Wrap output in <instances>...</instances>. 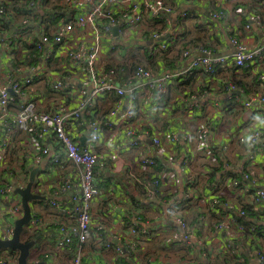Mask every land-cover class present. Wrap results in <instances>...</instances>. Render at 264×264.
I'll return each instance as SVG.
<instances>
[{"label": "built area", "instance_id": "obj_1", "mask_svg": "<svg viewBox=\"0 0 264 264\" xmlns=\"http://www.w3.org/2000/svg\"><path fill=\"white\" fill-rule=\"evenodd\" d=\"M225 1L228 7L220 5L218 9L211 10L209 16L215 21L218 20L227 34L232 48L229 54H222L217 49L204 45H199L195 49L187 48L182 53V66L177 72L155 70L140 63L131 77L126 80H119L117 67L108 65L113 59L124 56L121 46L129 49L141 46L142 50L147 47L155 52L173 46L176 42L180 25L174 30L166 28L154 32L148 40H137L145 26L152 25L146 24L148 17L166 19L171 23L172 6L169 0H72L76 8L75 14L68 21L61 20L55 24L52 30L47 24H40L36 28L33 24H29L28 20L22 24H15L11 31L0 29V50L9 60L24 61L31 59V56L34 58L38 56V60L45 62L44 66L20 67L19 70L25 74L21 78H17L9 67L6 71V82L0 84V126L5 127L3 133L5 137L0 141V161L1 153L6 154L14 141L15 134L25 132L33 142L30 144L31 148L28 142L22 146L16 144V147L22 148L21 163L24 157L32 163H38L43 157L50 155L51 161L57 166H63L68 162L77 166V172L72 176L63 177L55 190V194L70 192V204L61 205L53 197L48 201L57 207L60 216L57 222L56 248L63 249L78 242V252L71 259L70 264H89L84 259V245L95 231L102 232L105 228L103 225L94 224L93 220V204L101 192L95 176L99 168L105 167L104 156L97 148L102 139V129L104 126H120L127 137L125 146L130 149L139 146L140 141L137 140V136L140 135L141 125L135 121V115L142 103L141 88L146 90L148 98L152 97L156 105H159L167 96L171 79L194 70H201L203 74H208L207 79H213L218 69L227 65L239 68L254 66L258 79L264 86V20L261 13H258L264 8V0ZM34 4V1L30 2V5ZM6 12L5 6L0 2V18L5 16ZM181 15H186V12ZM243 18L246 20L243 21ZM254 29H258L262 36L258 42L250 44L246 40V34ZM166 33L169 34V40L160 41L159 39L166 36ZM31 46L35 50L34 54L30 51ZM187 59H191L189 63L186 62ZM55 60H58L57 67L60 71L57 74L47 66L49 63L55 65ZM43 76L50 83V92H60L64 96L55 108L41 107L40 98L34 94L35 82L37 79L41 81L40 77ZM221 83L229 102L233 98L235 102L248 108L250 113L261 112L264 118V89L262 92L247 95L244 86L235 80L229 79ZM108 93L119 96L118 104L103 122L95 117L89 119L90 135L88 140L82 143L77 139V134L80 133L78 123L83 122L85 112L90 114L92 105L99 97ZM209 93L210 91L206 89L203 95ZM126 94L129 95V100L125 109L117 121L113 122V117L123 104L122 97ZM195 97L196 94L182 97L186 103L183 108L186 114H195L196 109L197 111L202 109V104L195 103ZM225 105L224 109L229 108L228 104ZM74 124H76L75 129H73ZM210 133V126L205 120L194 138L209 157L213 158L211 160H214L216 154L211 144ZM144 134L152 138L156 147L164 146L163 135L152 134L149 131H145ZM181 134L184 140L193 139V135ZM166 135L167 144L177 141L179 137L171 130ZM49 136L54 137L60 152L46 142ZM236 138L240 143L253 149L251 158L256 154L255 151H264L263 126L251 129L249 134L242 132ZM222 149L226 150L227 145H223ZM136 160V164L141 167L158 166L155 152L139 153ZM183 163L188 165V157L183 158ZM6 170L10 174H17L15 181L7 179ZM20 172L21 167L10 169L8 166L0 165V238L2 239L13 237L15 220L23 214L21 196L15 193L17 181L21 186L25 184L24 180H21ZM172 176L169 171L162 172L159 178L148 176L147 186L153 185L149 188L150 195L155 196L158 186L168 182L173 178ZM245 176L248 177L249 174L246 172ZM234 184L239 185V181H234ZM192 193L193 191L186 192L185 197L189 198ZM253 198L254 204L264 213V188L254 189ZM180 201L177 200V204ZM209 206L211 210L219 212L215 228L233 231L235 233L233 236L244 234L248 243L253 246L250 249V254L253 255L251 258L258 264H264V247L259 242L257 227L238 220L235 214L220 212L215 197ZM230 209L234 210V205L230 204ZM34 213L33 215L32 210V219L25 228L30 233L46 227L44 219L36 215L35 211ZM237 214L247 218L249 212L240 206ZM174 220L181 228L179 237L182 244L190 245L193 227L179 212L174 215ZM140 228L138 221H133L129 224L132 237L123 239L120 237L119 243L107 242L105 246L114 247L119 256L136 255L139 234L149 233L147 228ZM233 239H228L220 248L223 251L229 250L233 245ZM196 244L203 248V255L212 256L211 248L207 246L205 248L202 240ZM239 260L240 264H244L242 257ZM0 264H18V259L8 254L6 250H0Z\"/></svg>", "mask_w": 264, "mask_h": 264}, {"label": "crops", "instance_id": "obj_2", "mask_svg": "<svg viewBox=\"0 0 264 264\" xmlns=\"http://www.w3.org/2000/svg\"><path fill=\"white\" fill-rule=\"evenodd\" d=\"M9 1L0 0L6 4H9ZM38 1L34 0V5L38 6ZM55 1L58 0H50L51 3ZM169 1L172 6L171 23L166 19L160 22L155 18L153 22L146 23L152 25L145 26L146 28L143 29L137 40H148L154 32L166 30V28L174 30L180 25L176 42L173 46L170 45L164 50L158 49L155 52L147 47L142 50L141 46L132 49L121 46L124 56L113 59L108 65L117 67L118 74L122 79H128L138 64L136 63L132 70L129 66L123 68L120 64H129L131 61L137 62L138 60L144 62L145 66L149 68H155V70L165 69L177 72L181 67H176L179 63L182 65V53L178 46L183 40V34L188 41L196 39L213 49H217L222 54L231 52L230 40L221 23L213 19L210 20V24H204V21H200L202 15L210 19L209 13L213 10L212 0ZM60 2L66 7L58 12L46 13L41 20L38 16L25 17L14 12L10 21L14 24H22L28 20L29 24H33L36 28L40 24H47L52 30L55 24L61 20L71 19L76 12L72 0H60ZM216 2L218 5L228 7L225 0H216ZM183 12L189 13L191 16L187 18L185 15H181ZM258 13H261L264 20V8ZM197 30H201V33L197 34ZM261 36V32L254 29L246 34V40L250 44H255L261 39ZM159 40L162 42L169 40V34L166 33V36ZM162 51L165 53L161 57ZM190 60L187 59L186 62L189 63ZM26 61H19L18 63L17 59L9 60L0 50V84L6 82V71L9 67L17 78H21L25 74L19 70L20 67L44 66L45 64L44 61L33 60L31 61L33 64L26 65ZM57 63L58 60H55V65L51 63L52 66L48 67L55 74L60 72ZM203 75L202 72L191 71L182 78L179 76L171 79L167 96L159 105H156L152 97L148 98L144 88L140 89L142 103L135 115V121L141 125L140 135L137 136V140L140 141L137 148L130 149L125 146L127 137L122 127H103L102 139L97 148L104 156L105 167L99 168L95 176L101 192L93 204V220L94 224L103 225L105 228L102 232L95 231L84 246V259L89 264H224L222 258L215 254L222 252L221 245L231 238H234L233 244L238 248L239 254H242L240 253L242 249L244 252H248V254H242V259L246 264H258L251 258L253 255L250 254V249L253 246L248 243L244 234L240 233L233 236L235 234L233 231L215 228L219 212L211 210L209 206L215 197L218 200L220 212L234 214L237 213L240 206H248V210L255 213L252 215L254 223L263 218L264 213L254 204L253 190L264 188V151H255L256 154L251 158L250 154L253 149L240 143L236 137L242 132L249 134L251 129L255 127H264V118L261 112L250 113L248 108L238 102L233 103L231 99L233 108L224 109L225 104L229 105L230 102L224 87L222 88L221 81L225 82L231 79L238 83L241 82L240 84L244 86L247 95L254 93L255 91L252 89L255 87L252 85L247 68L243 72H234L231 67L224 66L218 70L217 76L213 79H207ZM40 78L41 81L37 79L35 82L34 94L40 98L41 107L55 108L64 99V96L59 93H49L50 83L46 77ZM203 82H205L204 87ZM206 89L210 93L203 95ZM192 94H196L195 103L202 104L203 107L198 111L196 109L195 114H186L183 110L186 103L182 97H190ZM112 95H115L116 100L112 98ZM119 99L115 93H108L99 97L92 105L90 114L85 112L82 118L83 122L78 123L80 133L77 134V139L82 143L86 142L90 135L89 119L95 117L103 122L104 118L118 104ZM122 99L123 104L120 111L113 117V122H116L117 118L121 116L129 100V95H124ZM205 120L211 130V144L216 154L214 160H211L213 158L209 157L198 140L194 138V134L196 131L198 133L200 125ZM75 128L76 124L73 125V129ZM170 130L177 133L179 137L177 141L167 144L165 141L166 133ZM145 131L163 135L164 146L156 147L152 138L144 134ZM179 131L190 136L193 135V139L184 140ZM4 132L5 127L1 125L0 141L5 137ZM27 142L31 148L30 144L33 140L28 134L17 132L6 154L1 153L0 165L8 166L10 169L21 167L22 148L16 147V144L22 146V144L26 145ZM46 142L60 152L53 136H49ZM225 144L227 145L226 150L222 149ZM144 151L155 152L162 166H168L169 170L166 169V171L173 174V178L158 186L155 196L150 195L149 188L153 185L147 186L146 179L150 174H157L154 172L156 167H141L136 164L139 153ZM184 157H188V165H184ZM29 162L31 163L30 167L40 168L37 175L38 187L44 193L42 195L46 197L43 199L45 200L43 203L32 205L33 212L38 214L40 211L38 215L44 219L46 225L45 229L38 230L45 233H42L45 237L38 246L45 247L44 249L48 248L47 254L50 259L49 262L46 261L48 264H70L71 261L66 263L65 258L59 255V251L55 247V240L58 235L57 222L60 220V216L57 207L47 201L53 197L61 205L70 204V192L55 194V190L63 177L72 176L77 172V166L72 162L57 166L51 161L50 155L43 157L41 163L38 162L39 164L37 162L32 163L30 160ZM216 168L218 170L209 177V180L208 175L214 172ZM246 172L249 174L248 177L245 176ZM5 174H7V179L15 181L17 174H10L7 170ZM189 178H194L200 188L196 193L197 196L192 193V197L190 196L192 200L185 198V193L188 192L185 191L186 179ZM236 180L242 182L241 187L234 184ZM16 183L15 190L17 187H21L19 181ZM177 200L181 201L177 204ZM230 204L234 205V210L230 209ZM176 212L185 217L193 227L190 245H184L180 240L181 228L174 220ZM133 221H138L140 229L147 228L149 233L141 232L139 234L136 255L119 257L115 248L106 247L105 243L117 244L121 241L120 237L121 239L132 237L129 224H132ZM27 235L24 233L22 239L27 240ZM199 240L204 242L205 248H211L212 256L203 255V248L196 244ZM259 242L264 247L262 234H259ZM75 246L77 253L78 245ZM246 249L249 250L246 251ZM30 261L39 260L30 259Z\"/></svg>", "mask_w": 264, "mask_h": 264}, {"label": "trees", "instance_id": "obj_3", "mask_svg": "<svg viewBox=\"0 0 264 264\" xmlns=\"http://www.w3.org/2000/svg\"><path fill=\"white\" fill-rule=\"evenodd\" d=\"M32 1H34V0H10L9 2V4H6L5 2H3L2 4L5 6V8H6V10H7V14L5 15V16H2L1 18H0V29H2V31L3 30H6V31H11V30H13V28L15 27V24L13 23V22H11L10 21V16L15 12V14L17 13L18 15H22V16H25V17H37L38 16V18H40V20H41V18L46 14V13H48V12H52V13H54V12H58V11H60L61 9H63V8H65L66 6H65V4H62L61 2H60V0H58V1H55V2H53V3H51L50 2V0H39L38 1V6L37 5H30V2H32ZM212 6H213V9H218L219 7H220V5H218V3L216 2V0H212ZM39 6H40V8H39ZM191 15L189 14V13H186V15H185V17H190ZM203 17L201 18V20L200 21H204V24H210V20H211V18L209 19V17L207 18L205 15H202ZM8 19V20H7ZM155 20V18H152V17H148L147 18V22H153ZM246 19L245 18H243V21H245ZM68 21V20H67ZM157 21H164V20H161V19H157ZM201 23V22H200ZM244 23V22H243ZM202 24V23H201ZM205 45V46H207L206 44H204L203 42H199V41H197L196 39H192V40H190V41H188L186 38H185V34H183V40L181 41V43H180V45L178 46L179 48L178 49H180V52L181 53H183V51L185 50V49H187V48H192V49H195V48H197L199 45ZM207 47H209V46H207ZM30 51H31V53L32 54H34V52H35V50L33 49V47L31 46L30 47ZM164 53H165V51H162L161 52V57L164 55ZM182 55V54H181ZM31 57H33V56H31ZM37 58H38V56H37ZM37 58H35L34 59V57L32 58V59H28L26 62H25V64L26 65H29V64H33L31 61H33V60H38ZM164 58H165V56H164ZM134 62V61H133ZM132 61L129 63V64H125V63H122V64H120V66H122L123 68H125V66H126V68L129 66L130 68H131V70L135 67V65H136V63L139 65L140 63H142V64H144V62H142V61H140V60H138L137 62H134L133 63ZM18 63H19V60H18ZM145 65V64H144ZM48 67H51L52 65H51V63H49L48 65H47ZM182 65H180V63H179V65L176 67V68H178V67H181ZM222 67H224V66H222ZM225 67H231V69H232V71H234V72H243V70L245 69V68H247L248 69V73H249V76H251V80H252V85L255 87V88H253L252 90H254L255 92H262L263 91V89H264V86L261 84V81L258 79V73L255 71V69H254V66H252V65H249V66H247V67H244V68H239V67H236V66H225ZM136 68V67H135ZM221 68V67H220ZM219 68V69H220ZM153 69H155V68H153ZM218 69V70H219ZM195 71H197V72H202L201 70H194V72ZM217 73H218V71H217ZM217 73L214 75V76H217ZM188 73H186V74H183L182 76H185V75H187ZM129 75H130V73H129ZM182 76H181V78H182ZM205 78H207L208 77V74H206V73H204V75H203ZM131 77V76H130ZM129 77V78H130ZM119 80H123L120 76H119V78H118ZM221 82H223V80L221 81ZM239 83H241V82H239ZM205 86V82H203V87ZM262 86H263V88H262ZM49 93H54V94H60V92H55V91H53V92H49ZM112 98L113 99H115L116 100V97H115V95H112ZM235 99H232V102L234 101ZM235 102V101H234ZM233 102V103H234ZM229 107L230 108H233V106H232V104H230L229 105ZM226 110H228V108L226 109ZM225 110V111H226ZM194 135H198V133H197V131H196V133L194 134ZM217 156H218V154H217ZM50 159H51V157H50ZM157 159H158V157H157ZM39 163H41V162H39ZM38 163V164H39ZM30 165H31V163L29 162V160H27V159H25V157H24V160H23V163H22V166H21V172H20V176L21 177H23V180H24V178H26V181H25V185L27 184V182H28V180H29V173H30V169H29V167H30ZM59 166V165H58ZM217 167V166H216ZM166 169H168L169 170V168H168V166H162V164H161V162H160V160L158 159V166H156V168H155V170H154V172L155 173H157V174H155V175H151L150 174V177L151 178H159L160 176H161V173L162 172H164V171H166ZM218 170V168H216L215 170H214V172H211L209 175H208V179L210 180V176L213 174V173H215L216 171ZM214 176V175H213ZM187 180V182H186V186H185V191H193V195H195V196H197V191L198 190H200V188L198 187V185H197V183H196V181H195V179L194 178H189V179H186ZM38 179H37V181L35 182V184H34V186H33V190H34V192H36V193H39V194H44L43 192H41L40 191V189H39V187H38ZM241 182V181H240ZM240 182H239V185L237 186V187H241L242 186V182H241V184H240ZM195 183V184H194ZM25 185L24 186H21V187H25ZM254 191V190H253ZM192 197V196H191ZM191 197H189V200H192V198ZM186 198V197H185ZM45 200H35V201H32L31 202V206L33 205L34 206V204H36V203H40V202H44ZM48 202V201H47ZM33 208V207H32ZM218 208H220L219 206H218ZM244 208H246L247 210H248V206H244ZM248 212H249V214H248V216H247V218H243L242 216H240V214H237V213H234L235 214V216H236V218H238V220H240V221H242V222H245V223H247V224H250V225H253V226H257V231H258V233L261 235H263L264 236V214H263V218H262V220L261 221H259L258 220V222L257 223H254L253 222V217H252V215L253 214H255L254 212H250L249 210H248ZM35 213L33 212V215H34ZM38 214H40V211H39V213ZM38 214H36V215H38ZM38 216H40V215H38ZM249 217V218H248ZM261 217V216H260ZM260 219V218H259ZM24 233H27L28 235V237H27V241L28 240H33L34 241V246H33V248H32V250H31V256L33 257L32 259L34 260H43V261H47V262H49V258H48V254H47V252H48V248H46V249H44L45 247H40V246H38V245H40V243H41V241L44 239V237L45 236H43L42 235V233L43 232H41V231H33L32 233H30V232H28V230L27 229H25L24 230V232H23V234ZM43 234H45V233H43ZM24 239V238H23ZM26 239V238H25ZM224 243V242H223ZM78 245V242L76 241L75 242V244H73V245H71V247H65V248H63V249H58L57 248V250L59 251V255H61L62 257H64L65 258V262L66 263H69V261H71V259L74 257V255L76 254V251H77V247L75 246V245ZM85 246V245H84ZM56 247V246H55ZM85 248V247H84ZM6 250V252H8V254H11L12 256H14V257H16V259H18V255H19V252L17 251V250H13V249H3L2 251H5ZM238 248H236L235 246H234V244L233 245H231V247H230V249L229 250H224V251H222V252H217V254H215V255H217V257H220V258H222V260H223V262H224V264H240V258L242 257V254H244V253H247L248 254V252H244L243 250H242V252H240V253H242V254H239L238 253ZM125 255H127V256H130L129 254H125ZM30 256V257H31ZM119 256V255H118ZM119 257H121V256H119ZM131 257V256H130ZM31 262H33V261H31ZM46 262V264H48ZM244 264H246V262L244 261L243 262Z\"/></svg>", "mask_w": 264, "mask_h": 264}, {"label": "water", "instance_id": "obj_4", "mask_svg": "<svg viewBox=\"0 0 264 264\" xmlns=\"http://www.w3.org/2000/svg\"><path fill=\"white\" fill-rule=\"evenodd\" d=\"M117 30V28H115ZM29 180L25 187H17L15 193L21 196V203L23 207V214L21 217L15 220L14 235L10 239L0 238V250L13 249L19 252L18 264H46L45 261H30L31 250L34 246L33 240H23L22 235L32 219V206L31 202L34 200H43L46 197L42 194L36 193L33 190V186L37 180L39 173V167L31 166Z\"/></svg>", "mask_w": 264, "mask_h": 264}, {"label": "rangeland", "instance_id": "obj_5", "mask_svg": "<svg viewBox=\"0 0 264 264\" xmlns=\"http://www.w3.org/2000/svg\"><path fill=\"white\" fill-rule=\"evenodd\" d=\"M197 32V34H200L201 33V30H197L196 31ZM23 179V177H21V180ZM26 181V178H24V182ZM23 236V235H22ZM49 247V246H48ZM30 259H32V258H30Z\"/></svg>", "mask_w": 264, "mask_h": 264}]
</instances>
